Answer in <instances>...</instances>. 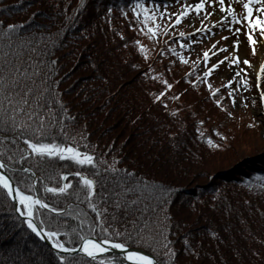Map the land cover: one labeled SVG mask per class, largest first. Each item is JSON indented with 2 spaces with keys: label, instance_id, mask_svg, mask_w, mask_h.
<instances>
[{
  "label": "trees",
  "instance_id": "obj_1",
  "mask_svg": "<svg viewBox=\"0 0 264 264\" xmlns=\"http://www.w3.org/2000/svg\"><path fill=\"white\" fill-rule=\"evenodd\" d=\"M134 3L0 0V75L11 73L18 87L10 91L25 99L40 93L42 104L59 101L49 105L57 139L63 141V127L70 133L64 142L95 154L94 203L106 225L120 231L130 247L150 252L162 264H264V150L228 167L222 164V142H216L211 117L191 100L204 84L198 66L181 61L174 36L158 42L148 59L135 43L142 35L129 7ZM8 24L14 29L8 30ZM5 95L0 92V115L6 110L10 117ZM29 103L35 107L36 101ZM5 133L11 140L12 133L0 123V136ZM0 149L6 159L16 146L0 140ZM9 163L15 168L21 161L17 156ZM29 163L38 195L64 209L62 214L43 210V218H54L52 228L69 237L82 234L81 227L84 232L95 227L99 234L83 193L77 200L72 189L64 196L43 191V185L57 183V172H74L77 166L63 160L53 161L51 168ZM69 179L75 183L77 178ZM242 180L259 181L263 189L252 193L229 187ZM165 239L174 255L167 254ZM58 255L27 228L0 190V264H61ZM66 256L72 264L108 259L127 264L113 254L97 260Z\"/></svg>",
  "mask_w": 264,
  "mask_h": 264
},
{
  "label": "snow or ice",
  "instance_id": "obj_2",
  "mask_svg": "<svg viewBox=\"0 0 264 264\" xmlns=\"http://www.w3.org/2000/svg\"><path fill=\"white\" fill-rule=\"evenodd\" d=\"M180 3L181 11L170 12L166 7L159 10L160 6L150 7L154 4V0H135V6L132 11L135 13L136 19L141 21L140 31H144V27H147L148 38L152 39L158 34L160 28L172 29L174 25L182 22L184 18H187L191 13L192 18L201 17L200 24L203 27L204 34L207 35L210 32L208 24L204 23L207 17L213 14V11L206 8V4L216 5L221 13L232 14L234 8L232 5L226 4L225 0H175ZM242 7L245 14L242 17L231 15V20L238 24H246L248 32V42L254 44L253 33L257 32L260 36H264V2L262 0H244ZM168 22L166 25L157 24V19ZM175 17V19H173ZM221 21L225 20V15H220ZM151 21V24L149 23ZM213 26L217 21L211 22ZM231 27V24L228 25ZM13 24H8L7 29L13 30ZM240 28H235V32H239ZM194 32H200L201 28H194ZM179 36H185L184 32H180ZM226 39V37H222ZM140 46L141 51L146 52L143 45L140 42L135 41ZM234 44H239V41H233ZM183 42L181 47H183ZM255 52V48H253ZM210 52L205 50L203 53L204 62L207 64ZM181 61H184V57L181 56ZM224 59H227L225 57ZM239 57H234L231 61L236 63L239 61ZM222 61L218 60L216 64H212L210 68H206L204 76L211 75L212 69H215ZM52 63H55L53 61ZM244 64H250L246 58L243 60ZM259 68L264 71V62L259 65ZM167 88H171L172 85L167 81H163ZM195 83V81H193ZM227 84H231L232 80L226 81ZM18 85L15 83V77L9 73L7 76L0 75V92H4L5 98L8 99L9 107L11 108V116L9 117L5 110L0 115V123L3 127L12 133V139L9 140L8 135L5 133L0 136V140L14 144L16 151L11 152L5 159V153L0 149V190L5 193V202L9 200L14 204V211L19 213L24 218V223L27 228L31 230L37 237L41 239L47 238L52 247L58 250V258L61 264H72V260L67 254H75L77 250L85 254L87 257L96 260L100 254L108 252L110 249H119L122 251V257L124 261L129 264H159L153 257L145 255L140 251L133 250L129 247V244L121 239V232L116 229H110V226L106 225L102 212L98 205L94 203L97 199L96 186L98 181L93 178L96 174L93 169H97V160L95 154L86 150H81L80 147L74 143H67L70 133L66 134V130L61 127L60 135L63 137V141L57 139L55 131V124L57 120L52 118L49 109L50 104L59 103V101L48 100L41 103L42 96L37 93L36 96H29L25 99L22 94L14 93L10 91L11 88H16ZM209 88L212 94L216 93V89L212 88L209 84ZM164 93L161 92L156 99H159ZM17 96L19 100L17 102ZM264 96V94H262ZM29 100H35V107H32ZM219 105L220 100H216ZM2 107V102H0ZM60 108L63 111H67L63 104H60ZM24 109H28L27 114H24ZM20 115H23V119H20ZM60 120L63 117H59ZM72 118L69 116V120ZM21 141L23 142L21 144ZM210 146H215L212 141L209 140ZM86 147V146H85ZM19 157V165L15 168L10 166L11 161H14L16 157ZM63 160L68 161L71 164L77 166V170L72 171H60L56 175L58 177L57 183L53 185H43V191L50 193L53 196H64L72 189L76 193L77 200L80 198V193H83L84 200L88 208L95 213V219L99 222V234L96 232L95 227H90L87 232H84L83 228H80L82 234L74 237H69L68 233H61L57 227L52 228L53 217L43 218V210H48L52 213L62 214L64 209L52 206L46 202V198L38 195L36 188L37 179L35 178V172L33 171V162L35 164H47L50 168L53 165V161ZM27 164L28 166H25ZM111 168V166H109ZM89 169V172H85L83 169ZM112 171H118L117 169H111ZM12 172H16L17 175H11ZM31 173V175H28ZM70 176L77 178L75 183L69 179ZM163 193V189H160ZM107 193L100 194V199L103 201L107 197ZM118 206V205H117ZM106 212L107 209H104ZM167 214L165 220H168ZM83 220L81 221V225ZM128 240H131V235L128 236ZM164 247L167 249L168 255H174V250L168 247V242L165 239ZM100 264H116L112 259L101 260Z\"/></svg>",
  "mask_w": 264,
  "mask_h": 264
},
{
  "label": "rangeland",
  "instance_id": "obj_3",
  "mask_svg": "<svg viewBox=\"0 0 264 264\" xmlns=\"http://www.w3.org/2000/svg\"><path fill=\"white\" fill-rule=\"evenodd\" d=\"M243 2L244 0H225L226 4L234 8L235 11L232 14L221 13L216 5L206 4V8L213 11V14L204 20L210 28L207 35L204 34L200 24L201 17L197 16L193 19L191 13L170 30L166 27L160 28L158 34L152 39L148 38L146 26L143 32L140 31L142 16L139 20L140 25L136 29L142 35L139 39L140 45L146 49L144 54L148 59H151L157 51L158 42L166 37L174 36L180 43L178 45L180 57H184L189 67L198 66L204 84L201 83L203 88L199 89L201 91L199 97L195 95L191 100L198 102L204 112L211 117L210 123L216 130L214 132L216 142H222V148L219 150L224 159L222 164L225 163V167L235 163L241 157L264 150V96H262L264 94V71L259 68V65L264 62V36H260L257 30L252 34L255 43L250 44L246 34L248 32L246 24H238L231 20V15L239 18L245 14L242 7ZM157 5L160 6L159 10L164 7L170 12L179 13L182 10L180 3L175 0H154V4L150 7ZM134 6L135 3L129 5L130 9ZM132 13L135 15L133 11ZM220 15H225V20L221 21ZM212 21H217L215 26L212 25ZM149 23L151 24V21ZM167 23L158 17L157 24L166 25ZM229 24L231 27L228 26ZM194 28H201V31L194 32ZM235 28L241 30L235 32ZM180 32H184L185 36H179ZM233 41H239V44H234ZM182 42L183 47H181ZM205 50L210 52L207 64L203 57ZM237 56L240 58L239 61L232 63L233 58ZM225 57L227 59H224ZM245 58L250 61V64L243 63ZM218 60L222 62L212 69L211 75L205 77L206 68L216 64ZM229 79L232 80L231 84L226 83ZM209 84L217 90L215 94H212ZM216 100H220L221 103L218 105ZM242 181L240 184H230L229 187L233 190L236 185H239L237 187L240 188L236 189L243 187V191L252 193H260L263 189L257 186L259 181L255 185L249 183L248 180ZM246 182L250 186H246Z\"/></svg>",
  "mask_w": 264,
  "mask_h": 264
},
{
  "label": "water",
  "instance_id": "obj_4",
  "mask_svg": "<svg viewBox=\"0 0 264 264\" xmlns=\"http://www.w3.org/2000/svg\"><path fill=\"white\" fill-rule=\"evenodd\" d=\"M0 171H3V170L0 169ZM16 214H17V215H18V216L24 221V218L21 217V216L19 215V213L16 212ZM39 238H40V237H39ZM40 240H41L42 242H44L47 246H49V247L52 249V251H53L54 253H57V254H58V250H56V249H54V248L52 247L51 243L47 240V238H45V239H41V238H40ZM130 248L133 249V250L140 251L141 253H143V254H145V255H149V256L153 257L155 261H158V262H159V260H158L153 254L149 253L148 251H146V250H144V249H142V248H138V247H130ZM109 254H115V255H118V256L122 257V251H121V250H119V249H110L108 252H106V253H104V254H100V255L98 256V258H100V257H102V256L109 255ZM65 255H70V254L65 253ZM71 255H82V256H84V257L89 258V259L92 260V258L87 257L85 254L79 252V250H77V252H76L75 254H71ZM98 258H97V259H98ZM122 259H123V257H122ZM125 262H126L127 264H129V262H127V261H125ZM159 264H162V263L159 262Z\"/></svg>",
  "mask_w": 264,
  "mask_h": 264
}]
</instances>
